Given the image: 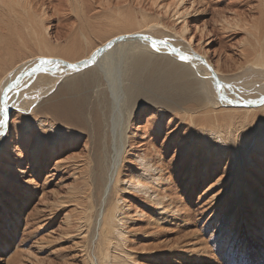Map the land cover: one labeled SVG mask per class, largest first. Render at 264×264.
I'll use <instances>...</instances> for the list:
<instances>
[{"label": "rangeland", "instance_id": "rangeland-1", "mask_svg": "<svg viewBox=\"0 0 264 264\" xmlns=\"http://www.w3.org/2000/svg\"><path fill=\"white\" fill-rule=\"evenodd\" d=\"M27 1L28 13L36 17L50 50L30 34L33 24L28 16H25L28 30H25L29 35L25 36L23 13L15 11L10 14L1 8V27L10 24V34L3 28L5 35L0 40V74L5 72L4 80L23 63L38 57L83 60L105 39L122 32L102 29L108 22L123 21L125 16V21L128 18L130 22L136 21L135 27L131 26L135 31L153 33L149 25L158 23L181 46L204 55L222 77H230L233 87H237L233 92L237 94L242 92L245 82L242 74L245 70L257 71L254 65L257 56L264 54V0ZM17 15L22 18H16ZM95 27L104 32L94 34L92 29ZM21 34L24 42L20 39ZM130 43L136 45L127 42L111 48L101 64L103 86L107 88L111 102L117 101V108L126 82L129 54H132L128 52ZM6 44L13 46L10 45L11 60L4 52ZM38 87H33L36 88L35 94L32 87L33 90L28 88L34 98ZM26 94L24 91L14 105L21 107L25 100H32ZM48 96L39 97V101L36 99L40 103ZM256 96V93H247L249 98ZM190 105L197 107L195 103ZM12 107L7 144L0 149V156L4 151L11 153L9 160L14 166L8 177L0 164V197L10 208L5 214L0 206V264H90L86 255L93 254L94 243L86 234L67 240L63 238V232L69 229L66 222L72 219L67 216L86 218L83 219V228L89 230L100 199L99 190L92 187L88 172L93 162L87 138H81L79 143L63 142L51 155L49 147L41 144L40 137L62 135L56 132L57 126L40 111L26 115ZM121 108L126 111L124 106ZM139 108L141 111L131 114L134 119L127 126L139 137L130 139L131 147L120 153L119 164L123 157L126 158L122 162L121 174L123 178L134 180L132 176L135 174L131 171L141 168L137 157L144 156L152 148L151 137L146 138L144 132L151 122L161 120L163 130L154 145L157 150L167 153L164 157H154L151 165L162 170L171 166L166 173L171 184L161 181L154 188L162 205L169 203V206L160 213L156 209L152 212L145 203L138 201L136 195L123 197L122 212L133 218L126 225L127 230H132L126 235L124 249L129 261L114 250L115 263L131 264L133 260L135 264H264V160L254 150L259 146L264 148V109L247 111L232 106H219L215 112L199 109L193 113L199 119V125L193 129L200 131L203 128L204 132L190 137L194 130L186 129L187 126L184 127L175 116L176 112L161 116L157 106L142 105ZM116 112L118 114L120 110ZM64 132L71 134L73 131ZM216 135L220 136L213 138ZM222 142H226L225 145ZM35 147L39 150L38 163L33 161L31 153ZM214 149H219L218 154ZM4 177L8 179L4 180ZM30 180L34 186L27 187V190L32 194L23 197L20 194L26 192L24 182ZM75 189L80 191L76 193ZM43 192L45 196L40 197ZM69 199L77 200L79 204H62ZM15 214L22 218V225L28 221L32 229L28 246L10 232L16 222ZM154 217L163 218L153 223Z\"/></svg>", "mask_w": 264, "mask_h": 264}, {"label": "bare ground", "instance_id": "bare-ground-1", "mask_svg": "<svg viewBox=\"0 0 264 264\" xmlns=\"http://www.w3.org/2000/svg\"><path fill=\"white\" fill-rule=\"evenodd\" d=\"M1 8H5L10 14L12 12H22L23 19L26 21L25 28L23 27L24 30L27 27V18L25 19V16H28L33 24L32 30L29 27L30 34L35 37V41L44 43L47 46L49 45L47 39L44 37V33H42L43 31L39 28L36 17L33 15L30 16L28 13L30 6L27 0H0ZM16 18L22 17L18 16ZM124 18L126 19L127 16ZM125 19H122L123 21L115 20L108 22L102 30L106 32L112 30H118L117 33L122 32L105 39L81 61L75 62L53 56L38 57L16 68L12 72V76L9 75L7 80H4V77H6L5 72L1 73L3 75L0 77V149L7 144L10 120L9 112L13 108L12 106L17 107L19 112L21 111L26 115H33L35 112L40 111L42 116L46 115L44 117L48 121L51 119L52 121L50 122L57 126L56 132L62 135L54 136L53 138H46V136L40 137L42 138L41 144L49 147L48 151L51 155L57 152L56 147L61 146L63 142H69L70 144L73 142L79 143L81 138H87L89 156L93 162L92 165H89L88 172H90L92 187L99 190L100 199L89 230H84L85 228H83V217L77 215L75 217L67 216L72 219L66 222L69 229L63 232V238L67 240L75 236L82 237L86 234L90 242L94 243V248H92V255L94 257L90 253L85 254L90 264H116L113 254L114 250L122 255L125 261L129 258L124 249L127 242L126 235L132 232V230H127L126 225L133 218L126 216L127 213L125 215L122 212V202L125 195H136L139 197L137 198L138 201L145 203L146 207L151 209L152 212L156 209L160 213L162 210H165V207L169 206V203H165V206L162 205L163 202L155 194L156 191H154V188L161 181L167 185L171 184V178L166 176L171 166L169 165L167 170H162L151 165V160L154 157L160 158L159 155H163L164 157L167 153L166 151L161 152V150H157L154 145L159 140L163 130L161 120H152L153 122L149 124V128L144 132L146 138L151 137L150 145H152V148H149L144 156L137 157L141 168L138 171H131V173L135 174V176H132L134 180H128L122 177V162L126 158L123 157L122 162L119 164L120 153L126 147H131L130 139L133 140L139 137L137 133L127 128L128 123L134 119V117L131 119V114L135 112L139 113L141 111L139 107L142 105L157 106L161 116L167 112H176L177 114L175 116L179 118L184 127L187 126L185 127L186 129L194 130L192 131L193 133H190L191 137L194 133L202 135L204 132L203 128L200 131L199 129H196L197 131L193 129L199 125L198 117L193 116V113L199 109L206 108V112L209 110H214L215 112V109H218L217 107L219 106L241 107L247 111H254L260 108L264 109V54L259 53L257 56V63L254 64L256 69L258 68L257 71L245 70L246 72L242 74L245 82L242 84V94H237V92H233L237 87L234 88L235 85L231 84L230 77H222L210 65L204 55L191 50L188 46H181L180 42L176 38H173V36L165 33L158 23L149 25L150 28H153V33H150L147 30L135 31V28L131 29V26L134 25L133 27H135L137 24L136 21L130 22L129 18L126 21ZM8 22L11 21L8 20ZM9 25H6L5 28L10 34ZM129 27L130 29H127ZM3 28L0 25V40L5 35L2 32ZM26 30L25 36L29 35ZM102 30L101 28L95 27L92 29V32L94 34H102L104 32ZM21 37L22 34L20 35V39L22 40ZM17 38L19 39L18 35ZM85 39L86 37L84 36ZM22 41L24 42V40ZM127 42H135L136 45L131 46L130 43V47H128L129 51L127 50L132 54H129L130 58L128 59L129 62L126 69V82L122 86V94L120 98L117 97L120 99V104H117V108V101L115 100L114 103L113 101L111 102V97H109L107 92L108 90L103 86L102 80L104 74L102 75L101 73V70H103L101 69V64L109 56L108 53H110L111 48L113 49L115 46H120ZM10 45L6 44L4 47V52L8 59H10L12 52ZM47 46L45 48H49L50 50V47ZM181 57L184 58L182 59ZM6 63L8 64V61ZM35 86H39L40 88H37L38 92L36 91L34 98L28 91ZM26 87L27 89L30 87V89L26 90ZM33 89L35 94L36 88ZM24 91H27L26 95L29 94L32 100L27 102L25 100V104H21V107L14 105V101L22 96V94L24 95ZM51 92L53 93L49 95ZM117 92L119 93L120 91L118 90ZM250 92L256 93L257 96L253 99L247 97V93ZM34 94L32 93V95ZM45 96L48 97L38 103L39 97L44 98ZM31 97H28V99ZM189 103H195L197 107L189 106ZM243 103H251V105L246 107L242 105ZM123 106L125 107V112L121 108ZM118 110H120V113L118 112L117 114L116 111ZM123 115L124 117L121 118ZM213 120L215 119L213 118ZM43 126L45 125L42 124ZM185 128L184 132L186 130ZM24 129L27 130L28 126ZM65 130L73 132L71 134H65ZM17 135L19 137V132ZM219 136L213 138L216 139ZM48 140L49 142H47ZM225 143L223 144L225 145ZM60 149L63 148L60 147ZM254 150L259 152V156L264 160V148L259 146L254 147ZM110 152L113 153L110 155ZM215 152L218 154L219 149H214ZM31 153L33 155V161L38 163V147L31 150ZM10 156L11 153L7 151H4L0 156L3 159V162L0 161V164L4 167L5 174L8 177V172L14 168L12 162L9 160ZM16 162L20 165L19 160L16 159ZM43 167V169H47L45 166ZM7 179V177H4V180ZM33 184L32 180L24 182L26 192L20 195L23 197L31 195L32 192L27 190V187L32 188L34 186ZM79 191L75 189L76 193ZM41 196L44 197L45 193H41ZM164 196L167 197L168 195L164 194ZM68 203L69 205H73L74 203L75 205L79 204L74 199L62 202L65 206ZM0 206L5 214L9 212L10 208L2 203L1 197ZM15 218L16 222L13 223L10 232L13 236L15 235V237L24 241V245L28 246L31 244L29 237L32 229L30 230L28 221L26 225H22V218L19 214H15ZM162 218L154 217L155 221L153 220V223L161 221ZM131 262V264H135L133 260Z\"/></svg>", "mask_w": 264, "mask_h": 264}, {"label": "water", "instance_id": "water-1", "mask_svg": "<svg viewBox=\"0 0 264 264\" xmlns=\"http://www.w3.org/2000/svg\"><path fill=\"white\" fill-rule=\"evenodd\" d=\"M112 42V41H111ZM110 42V43H111ZM242 105L246 106V107H249L251 105V103H243Z\"/></svg>", "mask_w": 264, "mask_h": 264}, {"label": "snow or ice", "instance_id": "snow-or-ice-1", "mask_svg": "<svg viewBox=\"0 0 264 264\" xmlns=\"http://www.w3.org/2000/svg\"><path fill=\"white\" fill-rule=\"evenodd\" d=\"M182 59L184 58V57H181Z\"/></svg>", "mask_w": 264, "mask_h": 264}]
</instances>
